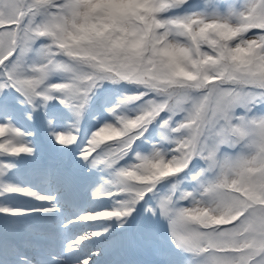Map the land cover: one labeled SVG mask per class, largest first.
<instances>
[{"label": "snow or ice", "instance_id": "6c2138e0", "mask_svg": "<svg viewBox=\"0 0 264 264\" xmlns=\"http://www.w3.org/2000/svg\"><path fill=\"white\" fill-rule=\"evenodd\" d=\"M264 264V0H0V264Z\"/></svg>", "mask_w": 264, "mask_h": 264}, {"label": "bare ground", "instance_id": "6f19581e", "mask_svg": "<svg viewBox=\"0 0 264 264\" xmlns=\"http://www.w3.org/2000/svg\"><path fill=\"white\" fill-rule=\"evenodd\" d=\"M135 249L136 248L132 249L131 256L134 260L138 262V264H152L153 260H150L148 257H146V254L145 255L143 254L144 253L143 250L136 251Z\"/></svg>", "mask_w": 264, "mask_h": 264}, {"label": "rangeland", "instance_id": "374dc122", "mask_svg": "<svg viewBox=\"0 0 264 264\" xmlns=\"http://www.w3.org/2000/svg\"><path fill=\"white\" fill-rule=\"evenodd\" d=\"M135 248H136L135 249L136 251L143 250L144 253L143 252H141V253H143L144 255L146 254V257H148L150 260H153L152 257H151L152 256L151 252L146 247H144L143 245H141V246L138 245Z\"/></svg>", "mask_w": 264, "mask_h": 264}]
</instances>
